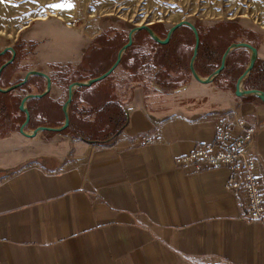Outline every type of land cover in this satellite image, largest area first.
<instances>
[{
    "label": "crops",
    "instance_id": "1",
    "mask_svg": "<svg viewBox=\"0 0 264 264\" xmlns=\"http://www.w3.org/2000/svg\"><path fill=\"white\" fill-rule=\"evenodd\" d=\"M96 36L61 17L35 19L20 31L18 44L32 51L23 50L20 61L16 50L14 62L25 69L2 77L9 65L0 76L1 89L30 71L51 79L45 94L46 79L29 77L11 91L18 110L0 106V264H264V226L249 221L227 191L229 171L188 174L174 162L241 119L257 129L254 151L264 188V104L251 96L193 79L161 97L159 85L151 94L136 86L127 100L121 61L107 79L76 88L69 106L70 122L71 105L78 121H93L85 111L99 105L128 115L109 144H88L73 133H20L26 120L20 105L28 95L43 96L26 103L27 134L64 124L69 93L65 100L63 83L93 79L75 73ZM69 66L73 72L62 75L60 68Z\"/></svg>",
    "mask_w": 264,
    "mask_h": 264
},
{
    "label": "rangeland",
    "instance_id": "2",
    "mask_svg": "<svg viewBox=\"0 0 264 264\" xmlns=\"http://www.w3.org/2000/svg\"><path fill=\"white\" fill-rule=\"evenodd\" d=\"M53 16L63 18L72 26L75 25L74 27H80L89 36L97 35L89 48L91 49L93 46L95 50L88 67L91 73H84L86 78H96L102 75L116 58L119 50L128 43L130 30L141 26L153 27L156 35L164 39L173 26L181 22H190L197 27L201 34L210 37L213 44L217 41H221L224 47L239 43L251 44L258 49V54L260 53L264 58V0H0V51L9 47L17 51L19 49L22 52L19 59L21 61L23 56H26L23 50H30L31 52L32 47L29 46L27 49L18 47L20 31L35 19ZM189 35L181 34L182 44L172 56L173 59H181L184 68L181 65H176L171 69L175 72L170 73V79L166 82L170 86L168 88H163L156 80L159 71L152 64L154 48L150 42L153 40L144 32H139L133 37V45L131 46L133 49L127 54L121 67L122 70L127 69V100L131 98L136 86H143L145 91L151 94L153 91L158 92L156 88L159 85L161 88L158 87L159 96L161 97L171 93L172 90L179 88L182 84L193 81L192 74L186 75V59L191 60L195 46L194 36ZM232 53H235L231 61L232 70L241 71L243 74L250 62V51L237 49ZM240 55L243 56V60L239 57ZM7 56L10 58L11 53L9 52ZM181 60L180 62H182ZM257 63L260 64V67L263 65L262 68H264V59L258 58ZM137 64L139 66L138 74H133ZM20 65L21 63H18L16 68L24 70L25 67L20 68ZM219 67V65H214L211 74ZM60 70L63 71L62 75L73 72L71 66L60 68ZM219 76L213 81L218 86L224 84L228 88L230 86H233V89L236 88L238 80L228 76L227 78L225 75ZM200 77L205 79L208 76ZM110 78L116 79L115 76ZM247 78L242 83L243 90L262 91L258 88L248 87ZM18 80L21 81V79H16L13 83ZM62 81L64 82V80ZM69 84L70 81L63 83L65 100L67 99ZM81 96L84 97L85 95ZM85 98L88 99L89 96L86 95ZM251 99L262 104L256 96H251ZM241 121L245 122L241 119H235L229 126L236 125ZM245 125L250 126L246 122ZM227 127L217 132L212 143L197 145L189 153L176 156L175 165L177 169L188 174H202L219 168L227 169L230 174L226 186L227 191L235 195L244 205L249 221L264 226L262 221H253L249 213L248 199L250 193L245 190L244 186H239L238 191L231 186L232 179H236L238 175L231 171L230 167L214 161L212 163L201 162L199 160L203 156L192 155L195 150L214 144L218 134ZM251 127L256 131L255 144L257 129L254 126ZM65 131L62 134H69ZM143 142L149 143L150 138H143ZM254 153L256 154L255 151ZM255 157L257 158L256 172L258 177L256 188L261 197L264 198L262 179L258 172L259 158L257 154Z\"/></svg>",
    "mask_w": 264,
    "mask_h": 264
},
{
    "label": "trees",
    "instance_id": "3",
    "mask_svg": "<svg viewBox=\"0 0 264 264\" xmlns=\"http://www.w3.org/2000/svg\"><path fill=\"white\" fill-rule=\"evenodd\" d=\"M154 30V28L152 27ZM146 33L145 31H142ZM156 33V32H155ZM200 33V31H199ZM157 34V33H156ZM181 34L194 36L192 31L187 27H182L178 31H176L170 42L167 45H159L151 41L153 45V52H154V58H153V66L159 71L157 72L156 80L157 83L162 86L163 88L170 87L169 84H166V82L170 79V73L175 72L174 70H171L176 65H181L183 67V61L180 62L178 59H173L172 56L175 55L177 49L181 46ZM166 38V37H165ZM164 38V39H165ZM90 48V47H89ZM87 49L84 53L83 61L80 64L78 70L76 71V74L80 73H91L88 70V67L90 66L89 63L92 61V54L93 50ZM227 47L222 46L221 41H217L216 43H212L210 40V37L204 36L200 33V47L197 59L195 61V68L197 73L202 77H207L211 75L213 71L214 65H219L221 63L222 56L224 52L226 51ZM133 49V47H130L125 56L123 57L121 65L124 64L125 58L127 54ZM235 53H232L226 63V68L222 72V76L225 75L226 77L234 78L238 80V78L242 75L241 71H233L232 70V58L235 56ZM7 56V55H6ZM0 57V67L4 64L5 57ZM242 59L243 56H239ZM117 58V56H116ZM116 58L112 61L109 68L106 70L108 71L112 65L115 63ZM190 64L189 58L186 59V75L189 76L190 69L188 68ZM18 66V59L10 65L2 74V77L16 69ZM210 66V67H209ZM263 65L260 67V64L256 63L254 69L250 73V75L247 78V86L251 88H258L261 89L264 92V68H262ZM184 68V67H183ZM105 71V72H106ZM139 66L135 67L133 74H138ZM103 72V74L105 73ZM243 72V71H242ZM101 76V75H99ZM78 77V75H77ZM98 77V76H97ZM227 77V78H228ZM230 88H233V86H230ZM13 92L2 94L0 93V106H2L4 111H11L13 109L18 110L19 106V99H15L12 96ZM11 100V103H10ZM74 106L71 105L70 108V115H71V122L70 126L67 128L65 133H73L76 136L80 134L81 140L88 144H95V145H107L109 144L117 135H119L125 128L126 124L128 125V115L127 120L125 116L121 118V116H117V108L112 105H99L97 107H92L90 110L85 111L87 114H89V117L94 115V120L91 121L88 119L87 121H78L75 119L74 115ZM84 112V111H83ZM85 113V114H86ZM82 115V113H80ZM104 131V132H103Z\"/></svg>",
    "mask_w": 264,
    "mask_h": 264
},
{
    "label": "water",
    "instance_id": "4",
    "mask_svg": "<svg viewBox=\"0 0 264 264\" xmlns=\"http://www.w3.org/2000/svg\"><path fill=\"white\" fill-rule=\"evenodd\" d=\"M182 27L189 28L192 31L193 35H194L195 46H194V49H193V55H192L191 60H190L189 68H190V72L192 74V77L198 83H200V84H211V83H213L214 79L216 77H218L222 73V71L225 69L226 61H227L228 56L234 50L247 49L251 53L250 62H249V65L247 66L246 70L244 71V73L241 75V77L237 81L236 88H235V94H236L237 97L256 96L264 104V92L263 91H259V90H243L242 89V83H243L244 79L247 78L250 75V73L252 72V70L254 69V67H255V65H256V63L258 61V49L256 47L252 46L251 44H247V43L232 44L231 46H229L226 49V51H225V53H224V55L222 57L220 67L213 74H211L207 78L203 79V78H201L198 75V73L196 71V68H195V61L197 59L198 52H199V47H200V34H199V31H198L197 27L194 24H192L190 22H181V23L173 26L168 31L167 36H166L165 39L159 38L151 27H149V26H141V27H135V28L130 30L129 36H128V43L126 45H124L119 50L115 63L112 65V67L108 71H106L101 76L93 78V79H90V80H88L86 82H75V83H72L71 85H69V88H68V93H69L68 100L66 101V103L63 106V112H64V116H65V121H64V124L61 127H59V128L39 127L36 130H34L32 134H27L24 129L27 126V124L30 122V118L31 117H30V113H29L28 109L26 108V103L30 99L41 98L43 95H36V96L35 95H28V96H26L22 100L21 105H20V110L23 113H25V115H26V120H25L24 124L22 125V127L20 129V133L22 135H24L25 137H29L30 138V137H35L40 132H51V133L64 132L70 126L69 106H70V104L72 102V99H73V91L76 88H88V87H91V86H93V85H95V84L107 79L119 67V65H120V63L122 61L124 53L133 45V37L137 33L145 31L148 34V36L150 37V39L153 40L156 44L167 45L170 42L173 34L176 31H178L180 28H182ZM7 52H11L12 53V57H11L10 60H8L6 63H4L0 67V76H1L2 72L9 65H11L14 62L15 58H16V50L14 48H12V47L6 48L4 51H2L0 53V56L4 55ZM31 76H39V77L45 78L46 81H47V91H46L45 94H47L50 91V89H51V79H50V77L48 75L42 73V72L30 71L25 76L24 81L14 85V86H12V87H10L8 89H1L0 88V92L1 93H8V92H11L13 90L19 89L20 87H22L26 83L28 78L31 77Z\"/></svg>",
    "mask_w": 264,
    "mask_h": 264
},
{
    "label": "built area",
    "instance_id": "5",
    "mask_svg": "<svg viewBox=\"0 0 264 264\" xmlns=\"http://www.w3.org/2000/svg\"><path fill=\"white\" fill-rule=\"evenodd\" d=\"M255 135V129L246 126L245 122L241 121L222 130L214 144L199 148L192 155L203 156L199 160L201 162L212 163L214 161L230 167L231 171L238 175L236 179H232L231 186L237 191L239 186L245 187V190L250 193L248 209L253 221L264 223V198L256 188L258 184L257 158L252 149Z\"/></svg>",
    "mask_w": 264,
    "mask_h": 264
}]
</instances>
